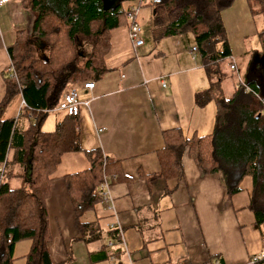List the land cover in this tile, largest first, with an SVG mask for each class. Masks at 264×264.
Instances as JSON below:
<instances>
[{"label":"trees","instance_id":"obj_1","mask_svg":"<svg viewBox=\"0 0 264 264\" xmlns=\"http://www.w3.org/2000/svg\"><path fill=\"white\" fill-rule=\"evenodd\" d=\"M18 1L32 19L29 31H15L12 43L6 46L12 71L8 73L7 64L1 74L0 264H11L13 245L23 240L28 246L18 256L22 264H59L50 262L46 250L49 233L44 199L60 155L79 150L77 115L58 111L62 116L51 130L44 131L41 124L47 114L42 110L54 108L69 87L92 83L107 71L103 58L109 48L110 32L127 26L124 14L136 5V0H117L114 7H105L102 0ZM232 1L142 0L137 5L133 22L137 24L138 10L147 8L154 37L181 32L192 37L208 81L206 89L193 95V103L203 106L211 102L214 109L207 133L184 136L177 127L159 132L161 144L154 150L158 170L147 179H174L180 173L183 154L189 156L199 174L218 173L227 197L239 191L240 183L247 178L245 207L254 223L264 226V95L240 84L237 73L230 74V62L227 70L232 90L227 96L220 92V81L226 76L222 64L230 58L220 12ZM244 2L249 13L264 12V0ZM15 95L19 104L23 101V106L18 104L19 115L4 117ZM18 119L24 124L19 125ZM82 152L88 167L63 174L61 179L74 226L85 241L99 235L96 222L83 221L81 215L101 201L98 185L102 176H107L108 184L121 176L117 161L106 160L99 149ZM106 237L112 246L107 254L105 244L100 245V260L118 251L115 231L107 229ZM254 264H264V259Z\"/></svg>","mask_w":264,"mask_h":264},{"label":"crops","instance_id":"obj_2","mask_svg":"<svg viewBox=\"0 0 264 264\" xmlns=\"http://www.w3.org/2000/svg\"><path fill=\"white\" fill-rule=\"evenodd\" d=\"M143 9L148 11L142 16L150 45L133 46L126 26L113 29L103 58L107 71L92 82L90 90L74 86L77 100L86 105H79L76 114L79 150L60 155L44 199L48 258L59 264H76L77 260L79 264H248L250 257L264 253V226L255 224L245 207L247 178L239 191L227 197L218 173L199 174L183 154L180 173L174 179H147L158 170L154 150L161 144L159 132L177 127L184 136L207 133L214 109L211 102L193 103V95L208 85L197 50V61L189 55L195 47L185 48V58L177 34L154 37L150 12ZM31 19L18 0L0 6V97L2 70L9 63L5 48L15 31H29ZM234 59L240 81L264 91V76L257 74L261 69L257 55L252 61L247 54ZM18 104L10 100L4 117H13ZM61 116L44 118L41 129L51 130ZM18 124L24 121L18 119ZM95 148L106 160L117 161L121 177L108 185L107 200L81 215L83 221H95L99 229L97 239L84 241L74 226L61 175L88 167L82 151ZM114 221L120 226L123 244H117L118 251L111 257L100 260L101 244L109 253L106 230Z\"/></svg>","mask_w":264,"mask_h":264},{"label":"rangeland","instance_id":"obj_3","mask_svg":"<svg viewBox=\"0 0 264 264\" xmlns=\"http://www.w3.org/2000/svg\"><path fill=\"white\" fill-rule=\"evenodd\" d=\"M250 8L253 10L256 9L254 6H251ZM140 10H142V12ZM143 10V8H140L138 12L139 14H137L138 27L140 29V38L142 43H144V47H148L151 43L149 38L150 33L148 26L145 25V18L142 16L148 11L146 9V11ZM220 18L224 28L225 40L228 49L230 50L231 57L229 59H233V61H235L234 58L237 59L238 57H242L247 54L248 60L252 61L255 55H257V59L261 65V69L257 72V74H259V77L262 78L264 76V12L251 14L247 9V5L244 0H233L228 8L220 12ZM259 32H263V34L261 35ZM175 39L178 41L179 48L182 50V56L187 58V50L185 48L189 49L191 46L195 47L192 37L186 32H181L177 34ZM215 48L219 49V46L217 45ZM197 60V55H195V61ZM228 62L229 60L227 59L224 60V63L222 64V71L226 75L220 81V92L222 96H227L232 90V79L230 80L228 77V74L230 73L227 70ZM232 73L235 76L236 71L233 70L230 74ZM261 92L263 93L264 91L261 90ZM13 99L19 101L18 95H15L11 100ZM61 114L62 113L59 112L48 113L44 118L49 120L50 117L59 116ZM26 244H28V242L23 240L19 241L15 245V248L12 250V256L14 259L11 264H22V259L18 256L25 252V247L27 246ZM79 262L80 261L77 260L76 264H79Z\"/></svg>","mask_w":264,"mask_h":264},{"label":"built area","instance_id":"obj_4","mask_svg":"<svg viewBox=\"0 0 264 264\" xmlns=\"http://www.w3.org/2000/svg\"><path fill=\"white\" fill-rule=\"evenodd\" d=\"M142 0H136V5L132 6L128 11L125 12V18L127 21V39L133 44V46L138 47L142 45V40L140 38V29L138 27V25L136 23L133 22V18L136 14V9H137V5L141 2ZM9 2V0H0V6L7 4ZM196 49L195 48H191L189 50V55L191 58L194 57V53H195ZM229 65H228V69L229 70H235V64L233 59H229ZM8 73L11 74L12 71V67L10 66V64L8 63V68H7ZM237 81L240 84H243L238 75H237ZM80 88L83 90H90L92 88V83L90 82H83L80 84ZM79 105H86V102H79L77 100V88L74 86L69 87L68 89H66L60 98L59 103L52 109H45L42 110V113L48 114V113H52V112H64L67 115H76L77 114V109ZM19 106H23V101L20 100V104ZM19 109L15 112L13 117H16L17 115H19ZM108 182H107V176H102V181L99 183L98 188H99V196L101 197V200L105 201L108 198L107 195V187H108ZM107 229H111L113 231H115L116 235L118 236V243L119 245L123 244L122 242V238H121V231H120V226L118 225V223L116 221L114 222H110L107 225ZM106 245L107 246H112V242L110 239H107L106 241ZM111 257V256H109ZM260 259H264V253H259V254H255L252 257H250L247 261L248 264H254L256 261L260 260ZM201 264H209L208 262H203Z\"/></svg>","mask_w":264,"mask_h":264},{"label":"water","instance_id":"obj_5","mask_svg":"<svg viewBox=\"0 0 264 264\" xmlns=\"http://www.w3.org/2000/svg\"><path fill=\"white\" fill-rule=\"evenodd\" d=\"M105 7H114L117 0H102Z\"/></svg>","mask_w":264,"mask_h":264}]
</instances>
